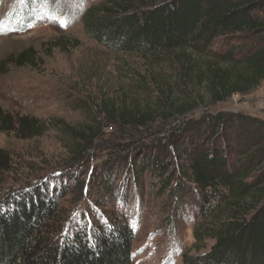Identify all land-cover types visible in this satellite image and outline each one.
Listing matches in <instances>:
<instances>
[{
    "label": "trees",
    "instance_id": "16d2710c",
    "mask_svg": "<svg viewBox=\"0 0 264 264\" xmlns=\"http://www.w3.org/2000/svg\"><path fill=\"white\" fill-rule=\"evenodd\" d=\"M82 23L113 53L171 58V76H154L153 105L110 98L99 105L107 123H60L71 165L93 150L104 128L133 133L104 158L91 190L79 180H54L1 197L0 264H132L135 234L124 213L113 209L124 203L125 190L113 181L126 161L137 186L149 172L160 192L168 191L171 213L180 217L186 206L201 220L193 231L196 244L212 246L203 254L183 253V264H264V119L209 109L264 82V0H103L82 14ZM221 38L233 43L218 54L212 47ZM34 59L27 48L5 63L21 67ZM199 107L207 108L204 114L190 118ZM160 126L167 127L161 138L134 139ZM0 132L29 140L44 127L0 109ZM13 172L11 155L0 148V186ZM83 192L92 207L87 203V214L65 226L61 200L71 193L79 200Z\"/></svg>",
    "mask_w": 264,
    "mask_h": 264
},
{
    "label": "rangeland",
    "instance_id": "374dc122",
    "mask_svg": "<svg viewBox=\"0 0 264 264\" xmlns=\"http://www.w3.org/2000/svg\"><path fill=\"white\" fill-rule=\"evenodd\" d=\"M102 2L0 0V109L13 117L36 118L44 127L41 136L29 140L0 132V148L11 155L14 164V172L0 186V198L27 183L40 185L54 180L69 185L79 180L91 190L92 177L99 174L104 158L119 152L130 142L133 132L124 134L117 126L104 128V136L96 141L93 150L71 165L67 162L62 124L77 126L95 119L107 123L99 105L110 98H123L130 105L135 98L139 106L153 105L154 76H171L169 57L161 54L155 61L135 54L113 53L86 34L82 14ZM230 43L233 41L221 38L212 49L223 54ZM27 48L35 52L32 65L18 67L5 63ZM142 83L150 85L142 87ZM206 109L199 107L189 116L198 118ZM209 109L214 113L230 111L264 119V82L250 95L234 96ZM164 128L167 127H157L152 135L134 139L154 141L162 137ZM129 167L130 162H124L113 181L116 190H125L124 203L115 204L113 209L124 213L135 234L132 264H183V253L207 252L212 242L196 244L193 236L195 226L201 223L195 213L186 206L180 217L171 213L168 191L161 193V185L149 172L143 173L137 186L127 173ZM91 199L90 194L83 192L79 200L72 193L61 200L65 226L71 219L87 214L86 204L90 207Z\"/></svg>",
    "mask_w": 264,
    "mask_h": 264
},
{
    "label": "built area",
    "instance_id": "2783aa9c",
    "mask_svg": "<svg viewBox=\"0 0 264 264\" xmlns=\"http://www.w3.org/2000/svg\"><path fill=\"white\" fill-rule=\"evenodd\" d=\"M234 96H236V97H237V96H239V95H238V94H236V95H234ZM234 96H233V97H234Z\"/></svg>",
    "mask_w": 264,
    "mask_h": 264
},
{
    "label": "snow or ice",
    "instance_id": "6c2138e0",
    "mask_svg": "<svg viewBox=\"0 0 264 264\" xmlns=\"http://www.w3.org/2000/svg\"><path fill=\"white\" fill-rule=\"evenodd\" d=\"M61 26H64V25H61Z\"/></svg>",
    "mask_w": 264,
    "mask_h": 264
}]
</instances>
